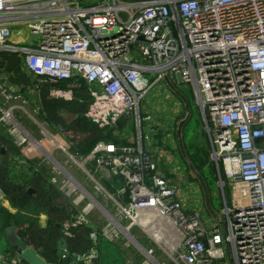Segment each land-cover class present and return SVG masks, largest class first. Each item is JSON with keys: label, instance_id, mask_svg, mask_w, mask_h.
Instances as JSON below:
<instances>
[{"label": "built area", "instance_id": "built-area-1", "mask_svg": "<svg viewBox=\"0 0 264 264\" xmlns=\"http://www.w3.org/2000/svg\"><path fill=\"white\" fill-rule=\"evenodd\" d=\"M16 31L28 40L14 42ZM13 54L22 57L30 85L1 74ZM0 68V128L17 149L13 163L37 175L49 167L50 184L68 201L64 238L91 229V247L76 254L78 264H96L103 240L135 245L131 230L142 211L178 234L173 264H264V0H0ZM170 78L194 87L220 186L231 190L226 218L213 227L184 208L142 146L140 103ZM61 82L67 87H51L49 98L70 102L84 83L91 98L85 118L114 129L134 116L138 144L100 141L88 154L75 150V133L52 127L42 105L44 89ZM106 179L121 184L115 194ZM138 250L147 257L142 264H154L152 250ZM0 264L26 263L0 253Z\"/></svg>", "mask_w": 264, "mask_h": 264}, {"label": "crops", "instance_id": "crops-1", "mask_svg": "<svg viewBox=\"0 0 264 264\" xmlns=\"http://www.w3.org/2000/svg\"><path fill=\"white\" fill-rule=\"evenodd\" d=\"M15 33L16 34L14 35V39H13L14 42H21L22 40L23 42H25L28 40V36L26 35L27 33L25 31H16ZM6 62H7L6 67L1 66V68H3L1 74L9 75L13 83L19 85H25V86L31 84L32 79L26 73L24 67V61L22 57L15 54L9 55L6 57ZM149 109L150 110L152 109L153 111L160 113L165 111V108L161 107L159 103L153 104L152 106L147 107L142 111L143 115L141 121V131H140V133L142 134V146L146 150L150 151L152 154L155 155V160L158 164L160 173L165 177V179L171 185H174L178 188L179 198L181 199V202L186 210L190 212L195 211L200 214V209L202 211H207L205 209L206 207L211 209V207L213 206H211V204L209 203L207 194H204V197L201 200L202 204L199 201V192L203 193L202 192L203 189L206 190L205 183L204 181H202L203 179H202L201 171H203L204 169L206 170L211 168L218 177V171L215 162L213 161L212 158L213 146H212L211 136L209 135L206 129L205 122L203 125L205 131L203 129L193 130L192 126L188 123V119H185L186 115H184L182 107L178 108L177 112L175 113V116L172 117L170 123L161 122L158 118H156L155 121L150 122L146 120L148 117H151ZM123 123L124 124L121 125V130H119L115 135L116 139L118 140V142H120L121 145L124 146L137 145L139 127L137 125V121L135 117L131 116L128 119L124 120ZM144 123H146L145 127H144ZM1 130L7 136L5 130L2 128L0 129V131ZM10 141L11 143L9 144L14 146L12 140ZM2 148L0 147V149ZM13 148L15 151L17 150L15 146ZM6 151H7L6 152V159H7L8 150L6 149ZM6 159H5V166L7 162ZM44 174L38 175L37 177L39 178H37L36 182H34L33 184H30L29 182H22L20 180L13 182L14 186L20 187V191L16 190V192L18 193L21 192L23 194L27 192V195L29 196L28 199L25 200V202H23V205L21 207L12 206L11 201L8 198L3 201H0V208L6 209L11 215L14 214L12 213V208L26 209L27 207L28 210L26 215L30 217L28 219L29 221L26 222L20 221V222L25 224L24 228L31 227V230L38 229L39 231L42 232H46L49 226L50 219L48 218L47 214L44 213H39V215H36L35 217L31 216L30 214H33V210H34L33 209L34 206L30 207L31 202L36 199L35 198L36 194H38L40 191H45V188L47 187L46 184L54 188V190L59 195H62V193L59 192L55 186H52L50 184L49 182L50 175L48 169H44ZM196 177H199L200 179L199 187L202 191H199L198 186L196 185L197 182L195 179ZM201 181L203 182V184ZM217 181H219V177ZM103 183L104 185L108 184L111 187V191L116 192L120 188V184L118 183V181L115 180L106 179L103 180ZM29 189H33L35 193L30 195L28 192ZM214 195L215 196L218 195L220 197V200H222V197H224V201L226 199L225 196L226 191H223V188L221 186L218 187V193ZM58 207H60L61 210H63L64 208V206L62 205H59ZM66 210L68 211L67 207ZM59 214L62 215V212ZM213 215L214 214L209 213L210 216L209 220L215 221ZM62 216L64 217V215ZM65 219L63 220L61 219L60 222L58 221L60 223V224L58 223L59 225L58 231L51 232V234H55V238L57 239L56 243H57L58 251H59L58 248L59 242L62 239H65L66 242L68 240L63 236L62 224L65 221ZM1 220L2 218L0 217V221ZM99 221L100 219L97 218L95 220L96 222L95 224H97V226L100 227ZM101 225H103L102 218H101ZM3 233L4 231L0 232V235H3ZM17 234L21 238L18 230H17ZM131 235L136 243L135 245H133L134 251H131L134 255L133 260L135 261V263L129 261L127 264H139L137 260H139L140 257H143L142 256L143 254L140 253L137 246H139L140 248L142 247L144 251L152 250L153 253L156 252L157 255L160 254L158 249L164 250V252H162L161 254V257L163 258L165 256H173L179 249L180 240L175 230L173 228H170V226L166 222L162 220L158 221L156 215L146 211H142L139 214L138 223H135V226L132 228ZM28 239L29 238L27 237L25 240L28 246L39 254L42 250L37 248ZM82 242L80 244L81 247L82 246L84 248H86L85 246L91 247L89 239H88V243L86 244ZM105 242L108 241L103 240L101 243L100 251H99L100 256L96 264H108V263L116 264V262L114 263L112 262V254H111L112 251L109 252L102 251V246L103 243ZM175 243L178 244V247H175L174 245ZM6 246H7L6 249L8 250V253L6 252V254L18 256L16 253L12 251L11 247H9L8 245ZM125 248L129 250V246L125 245ZM74 253L86 254L85 252H74Z\"/></svg>", "mask_w": 264, "mask_h": 264}, {"label": "rangeland", "instance_id": "rangeland-1", "mask_svg": "<svg viewBox=\"0 0 264 264\" xmlns=\"http://www.w3.org/2000/svg\"><path fill=\"white\" fill-rule=\"evenodd\" d=\"M151 80L150 82H152ZM161 107L165 108L164 112H156L152 109H149L150 115L152 116V121H155L156 118H158L161 122H171L172 117L175 116V113L177 112L178 108L182 107V110L184 112V115H186L185 119H188V123L192 126L193 130H201L204 129V119L201 113V109L198 104V100L196 98L195 90L192 85H183L180 83V81H175L173 78H170L168 80H164L161 83H157L153 86V88L150 90L149 94L141 101L140 103V113H141V119H142V111L152 106L153 104H157ZM182 103V104H181ZM184 106V107H183ZM145 112V111H144ZM143 112V113H144ZM133 118V117H132ZM151 121V122H152ZM146 123H144L145 127ZM213 138H215V134H213ZM48 167V166H47ZM49 169V167H48ZM71 173L74 176V178L82 184L85 188L89 190V192L96 197L98 202L103 205L106 209L109 210V212L117 218V213L114 211V207L112 206V203L107 201L106 198H103L104 196L100 193H98L96 190L94 191L93 186L88 180L85 178V176L75 167H72ZM9 172H10V179H12L13 182H16L18 180L22 182H29L30 184H33L36 182V179L39 178L36 176L35 172L32 169H26L23 167H20L17 164H14L12 160H9ZM202 173V181L205 183L206 190L203 189V191L200 189V179L199 177H196V185L198 186L199 191H202L203 193L199 192V201L202 204V198L204 197V194H207L209 203L211 204V209L205 208L209 213L214 214L215 221L209 220L210 216L207 211H202L200 209L201 218L206 223L208 227H213L216 225H219L221 223L220 220L225 219V208L226 206L231 205V195L226 193V199L224 201V197H222V200H220V197L218 195H214L218 193V187L220 186V182L217 181L218 177L214 173V171L210 169H204L201 171ZM31 181V182H30ZM201 181V182H202ZM203 184V182H202ZM45 191H40L35 196V200L31 202V206H34L33 214H30L31 216L35 217L36 215H39V213L47 214L49 219H57L60 216L59 212L55 211L56 207L59 205L67 206L68 201L62 197V195H59L56 192H51V188H49L48 184H46ZM40 190V189H39ZM50 190V191H49ZM52 193V196L48 195V197H45L44 192ZM9 199L8 195L6 196V199ZM12 204V203H11ZM65 204V205H64ZM13 206V205H12ZM56 206V207H55ZM210 207V206H209ZM68 208V207H67ZM214 208V209H213ZM27 207L21 208V209H15L12 208V213L14 217H16L19 221H29L30 218L27 214ZM32 217V218H33ZM97 218H101L99 212H95L93 215L94 221ZM34 219V218H33ZM16 220V219H15ZM31 220V219H30ZM128 221L123 222L124 225H128ZM24 229V227H22ZM57 231L53 228H50L48 226L46 232L39 231L38 229H33L31 231V234H29V239L32 240V242L37 246L38 248H42L44 245L47 236L50 232ZM223 233H225V230H222ZM133 233V232H132ZM43 239L40 243V239ZM39 239V240H38ZM37 244V245H36ZM7 244L5 243L3 239V235H0V253L6 254L8 253V250L6 249ZM125 245L129 246V250L125 248ZM134 244L129 243L124 238H121V240H116L114 242H105L102 246V251H112V262H116V264H127L129 261L134 262L133 260L134 255L131 251H134ZM175 247H178V244H174ZM127 251H126V250ZM158 249V248H157ZM42 250V249H41ZM129 251V252H128ZM160 254H156V252L153 253L152 262L154 264H171L172 261L170 259V256H165L164 258L161 257L162 252L164 250L158 249ZM143 257H140L138 263H143L146 261L147 257L142 255ZM109 264V263H108ZM231 264V263H228Z\"/></svg>", "mask_w": 264, "mask_h": 264}, {"label": "trees", "instance_id": "trees-1", "mask_svg": "<svg viewBox=\"0 0 264 264\" xmlns=\"http://www.w3.org/2000/svg\"><path fill=\"white\" fill-rule=\"evenodd\" d=\"M51 87H55L58 89H65L67 87L66 82H61L55 86H47L42 95V105L44 109V113L46 115L47 120L52 125V127H61L66 131H72L76 135L75 142V150L79 151L82 154H88L92 151V149L96 146L100 141H104L106 143L114 144L117 146L121 145L120 142L116 139V133L121 130V125L124 124V120H122L118 126L114 129H100L97 125L90 122L87 118H85V113L87 112L89 105L91 103V98L88 94V88L83 83L82 88L78 91L74 92V98L72 101L67 102L63 100H53L49 98V89ZM1 129V128H0ZM2 131V130H1ZM0 131V147L6 148L8 150L7 162L4 168H0V188L4 191L6 196L8 195L12 205L15 207H21L23 202L28 199L27 192L26 193H18L16 190L20 191V187L14 186L12 179H10L9 172V160H12L11 155L17 153V150H14V146L11 144V139L5 135V133ZM15 151V152H14ZM36 174V173H35ZM44 174V170L41 173ZM40 174V175H41ZM45 175V174H44ZM36 176H38L36 174ZM105 182V181H104ZM119 183V182H118ZM120 184V183H119ZM121 186V184H120ZM105 187L111 191V187L108 184H105ZM51 192H56L54 188L51 186ZM39 191V190H38ZM50 191V190H49ZM44 192L45 197L48 195L52 196V193ZM227 194L231 195V190L227 186L225 188ZM112 193H116L115 191H111ZM57 193V192H56ZM56 207V206H55ZM67 206H64L63 210L60 207H56V212H62V215L58 217V221L67 218L68 211L66 210ZM0 217L2 220L0 221V232H3L5 229L15 226L18 230L19 235L22 239L26 240L31 234V227L22 228L25 224L21 223L16 217L11 215L6 209L0 208ZM16 219V220H15ZM57 219H50L49 227L58 231V222ZM60 224V223H59ZM90 228L77 232L75 234V238L68 239L67 243L70 248V252H88L90 247L83 246L80 244L88 243ZM56 232V231H55ZM40 239V238H39ZM38 239V240H39ZM43 239H40V243ZM28 242V241H27ZM32 244V240H30ZM57 239L55 238V234L49 233L46 238L44 245L42 246V251L39 253L41 257H43L49 263H57L60 259L59 251L57 250ZM104 244V243H103ZM35 245V244H34ZM37 245V244H36ZM37 247V246H36ZM38 248V247H37ZM44 250V251H43Z\"/></svg>", "mask_w": 264, "mask_h": 264}, {"label": "water", "instance_id": "water-1", "mask_svg": "<svg viewBox=\"0 0 264 264\" xmlns=\"http://www.w3.org/2000/svg\"><path fill=\"white\" fill-rule=\"evenodd\" d=\"M143 41V38H140ZM6 149H0V167L5 166L6 159ZM29 194L32 195L35 193L33 189H29ZM3 239L5 243L11 247L12 251L20 256L26 264H78L75 261L76 254L72 253L70 256L67 254L69 250L68 244L65 239H62L59 242V251H61V258L58 263H49L43 257H41L36 251L28 246L26 241L20 238L17 234L15 227H9L4 230ZM206 247H208L207 242H205Z\"/></svg>", "mask_w": 264, "mask_h": 264}, {"label": "bare ground", "instance_id": "bare-ground-1", "mask_svg": "<svg viewBox=\"0 0 264 264\" xmlns=\"http://www.w3.org/2000/svg\"><path fill=\"white\" fill-rule=\"evenodd\" d=\"M138 248H140L139 246H137Z\"/></svg>", "mask_w": 264, "mask_h": 264}]
</instances>
